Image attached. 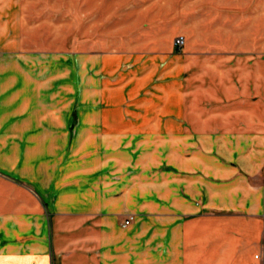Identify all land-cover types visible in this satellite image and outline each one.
I'll use <instances>...</instances> for the list:
<instances>
[{
  "label": "crops",
  "instance_id": "1",
  "mask_svg": "<svg viewBox=\"0 0 264 264\" xmlns=\"http://www.w3.org/2000/svg\"><path fill=\"white\" fill-rule=\"evenodd\" d=\"M202 15L168 102L158 86V101L130 103V75L122 102L101 85L88 134L27 162L35 188L0 177V264H258L264 0H208Z\"/></svg>",
  "mask_w": 264,
  "mask_h": 264
},
{
  "label": "rangeland",
  "instance_id": "2",
  "mask_svg": "<svg viewBox=\"0 0 264 264\" xmlns=\"http://www.w3.org/2000/svg\"><path fill=\"white\" fill-rule=\"evenodd\" d=\"M207 1L0 0V177L35 188L27 162L65 151L60 136L88 134L101 85L122 102L117 89L130 75V103L158 101V86L168 102L171 78L183 82L187 56L200 53ZM262 243L264 252V231Z\"/></svg>",
  "mask_w": 264,
  "mask_h": 264
},
{
  "label": "built area",
  "instance_id": "3",
  "mask_svg": "<svg viewBox=\"0 0 264 264\" xmlns=\"http://www.w3.org/2000/svg\"><path fill=\"white\" fill-rule=\"evenodd\" d=\"M182 44H183L182 38L179 37V38H176L174 40V46L175 47H180ZM131 221H132V216H126V218L122 221V223L120 225L121 228H126ZM253 258L255 260H259L260 261V264H264V252L263 251H260L259 254H255L253 256Z\"/></svg>",
  "mask_w": 264,
  "mask_h": 264
}]
</instances>
